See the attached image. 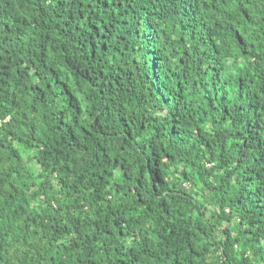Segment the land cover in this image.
I'll use <instances>...</instances> for the list:
<instances>
[{
	"label": "trees",
	"instance_id": "1",
	"mask_svg": "<svg viewBox=\"0 0 264 264\" xmlns=\"http://www.w3.org/2000/svg\"><path fill=\"white\" fill-rule=\"evenodd\" d=\"M0 264H264V0H0Z\"/></svg>",
	"mask_w": 264,
	"mask_h": 264
}]
</instances>
